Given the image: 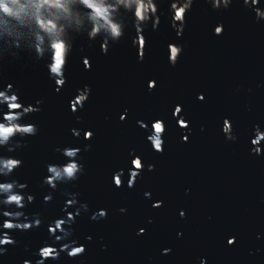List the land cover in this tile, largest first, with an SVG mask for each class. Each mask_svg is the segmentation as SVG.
I'll return each mask as SVG.
<instances>
[{
  "label": "water",
  "instance_id": "obj_1",
  "mask_svg": "<svg viewBox=\"0 0 264 264\" xmlns=\"http://www.w3.org/2000/svg\"><path fill=\"white\" fill-rule=\"evenodd\" d=\"M159 4V28L145 30V55L139 61L131 45L135 33L130 26L102 54L98 41L103 33L97 41H88L92 22L87 10L70 3L71 15L61 14L57 21L63 26L57 35L70 52L66 83L59 92L53 91L43 61L35 59L38 43L41 58L50 55L54 37L41 32L38 40L28 15L19 20L0 18V86L11 82L26 104L43 100L41 111L30 116L37 134L25 137L23 147L11 155L22 160L14 178L27 183L26 190L35 197L24 211L39 213L45 220L39 228L14 232L17 243L0 257V264H22L48 240L46 221L61 214L65 192L79 193L78 199L88 204L89 212L73 225L74 237L85 243L86 251L73 259L62 255L54 264H199L202 256L207 264H264V155L249 151L252 125L264 126V21H254L242 0H233L221 11L211 9L207 0H194L184 32L177 37L169 26L168 0ZM114 18L123 21L122 8ZM217 23L224 25L219 36L212 33ZM170 42L183 46L174 66L167 59ZM84 55L91 63L87 71L81 63ZM149 80L155 81L151 89ZM85 84L91 95L83 109L72 113L68 100ZM198 93L204 94L203 101L196 99ZM177 103L188 129H181L178 117L172 116ZM124 109L127 116L121 121ZM224 117L232 121L235 142L220 131ZM154 119L165 123L159 153L146 140ZM137 120L148 123V130L141 129ZM73 127L91 129L92 138L73 137L69 131ZM182 134L188 135L187 142L181 141ZM67 144L90 145L80 153L84 174L59 185L52 201L42 203V196L50 191L41 183L45 165L60 160L54 149ZM130 149L145 164L132 188L126 187ZM149 163L155 165L153 171H147ZM118 168L124 169V185L119 188L111 182ZM185 188L190 189L187 194ZM145 191L152 193L151 200L145 199ZM157 199L163 206L152 208ZM100 207L107 209L106 218L90 220L91 211ZM120 207L126 213L121 214ZM180 209L185 212L183 218L178 215ZM140 227L145 232L137 236ZM88 235L91 241L84 240ZM230 235L236 241L229 246ZM164 247H170L171 253L161 255Z\"/></svg>",
  "mask_w": 264,
  "mask_h": 264
},
{
  "label": "clouds",
  "instance_id": "obj_2",
  "mask_svg": "<svg viewBox=\"0 0 264 264\" xmlns=\"http://www.w3.org/2000/svg\"><path fill=\"white\" fill-rule=\"evenodd\" d=\"M79 3L87 10L86 16L92 22L88 30L87 40L97 41L99 38V50L102 54H107L111 44L118 42L125 35V29L129 26L134 30V35L130 37L131 45L136 49L137 59L142 61L145 55L146 37L145 30L149 27L156 31L160 25V4L159 0H0V18L9 17L19 20L23 15H28L34 22L38 30L37 39L42 37L39 33L48 34L54 37L50 43V55L47 58H41L42 49L39 43L36 45V60L43 61L48 79L53 83V91L59 92L66 83V67L70 52L65 41L57 35L63 31V26H58L57 21L60 15H71L69 4ZM194 0H168V20L169 26L175 32L177 37L182 36L186 24V17L191 11ZM211 9L215 11L227 10L233 3V0H207ZM242 7L248 10L254 21H264V0H242ZM123 9V21H117L114 13L118 9ZM31 9V11H29ZM43 10V11H42ZM55 10V11H53ZM224 31V25L217 23L212 28L213 35L219 36ZM183 52V46L174 42L167 44V59L170 65H175ZM81 63L84 70L91 69V63L88 56L81 57ZM155 86L154 80L148 81L149 89ZM259 87V85H258ZM250 91V90H249ZM91 95V88L85 84L83 87L76 88L75 94L68 100V109L72 113L84 108ZM196 99L203 101V93H198ZM42 99H37L33 103H24L21 101L18 90L13 87L11 82H5L0 86V257L4 256L10 246H14L17 241L13 236L14 232H26L39 228L45 220L39 213L27 214L24 209L27 205L33 203L35 197L28 192L27 183L20 182L14 178V172L22 165V160L15 155L16 150L23 147L22 140L28 136H35L38 127L30 119L32 113L41 111ZM127 109L120 113L119 119L123 121L127 116ZM182 112V106L177 103L172 109V116L178 117L177 125L181 129H188L189 122L179 115ZM79 121V117H76ZM136 124L146 131L149 128L148 123L143 120H137ZM203 126L201 131H203ZM71 135L77 139L83 136V140H90L93 136L91 129L70 128ZM220 131L228 141L235 142L237 136L234 133L232 121L224 117L220 126ZM165 132V123L161 119L151 121L150 134L146 140L150 142L153 151L159 153L163 151ZM190 132V129H189ZM182 142H187L188 135H181ZM250 154L256 156L264 155V126L254 123L249 133ZM89 144L76 146L67 144L58 146L54 151L61 156L60 160L47 162L45 165L46 174L41 180L50 191L42 196V203H49L53 199V192L59 185L75 182L84 174L85 166L80 156L81 151H88ZM128 155L131 157V167L128 168V178L126 187L132 188L141 172L145 170V164L141 157L135 154V149H130ZM147 171H153L154 164H147ZM124 169H116L111 176L112 184L119 188L124 185ZM190 189L185 188V194ZM64 203L60 209V215L46 221L48 240L43 242L34 252L31 258H26L22 264H54L64 255L69 259L81 257L86 251L85 243L74 237L73 225L82 213H88L89 207L86 202L78 199L79 193L65 192ZM145 199H152V193L145 191ZM163 206L162 200H153L152 208ZM118 211L126 213L125 207H120ZM108 211L100 207L92 210L89 219L99 221L106 218ZM178 215L183 218L185 212L183 209L178 211ZM151 223V219L148 220ZM145 228L140 227L136 235H143ZM177 237L182 232L176 233ZM257 239L261 236L257 233ZM85 241H91L92 236L84 237ZM236 241L234 235L227 237L226 243L230 246ZM102 248L106 247L101 245ZM27 251V246L25 247ZM170 247L161 248V255L170 254ZM258 251V250H257ZM251 254V253H250ZM199 264H207L206 257L199 258Z\"/></svg>",
  "mask_w": 264,
  "mask_h": 264
}]
</instances>
